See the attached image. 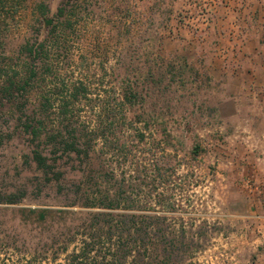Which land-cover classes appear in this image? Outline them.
Masks as SVG:
<instances>
[{"label": "rangeland", "instance_id": "374dc122", "mask_svg": "<svg viewBox=\"0 0 264 264\" xmlns=\"http://www.w3.org/2000/svg\"><path fill=\"white\" fill-rule=\"evenodd\" d=\"M0 1V264H264V23L250 37L242 19L264 0ZM37 42L31 95L80 150L43 134L47 168L3 88Z\"/></svg>", "mask_w": 264, "mask_h": 264}, {"label": "trees", "instance_id": "16d2710c", "mask_svg": "<svg viewBox=\"0 0 264 264\" xmlns=\"http://www.w3.org/2000/svg\"><path fill=\"white\" fill-rule=\"evenodd\" d=\"M2 1H0V10H3L4 7L1 4ZM46 23H51L52 18L45 19ZM24 50L26 53V56L28 57V61L25 63V69L24 73L21 74L19 79V84H16L14 79H9V83L3 87L4 90L8 91L10 96L13 98V101H16L17 98H20V105L18 106L20 109V112L23 114V116L26 117V120L23 124L24 130L29 134L31 144L33 145L31 148V155L32 159L35 163L39 166H43L45 168L49 167L47 166V156L43 153L41 149H39L38 145L35 143V141L40 140V138L43 136V134H46L48 141L52 146H56L58 144H64L66 146L68 152L73 154H78L80 150L76 147V140H69L68 138L64 137L60 132H58L57 129H53L51 127H48L45 125L44 121V114H47L48 110H51L53 108L55 99L51 97V95L43 94L39 95L38 93H34L31 95L32 92H35L36 89L33 88V84H35L36 80L39 79L38 75L40 73L39 71V59L40 58H46L47 57V51L46 49H43L42 43H30L26 44L24 46ZM45 50V51H44ZM46 52V53H45ZM44 56V57H43ZM46 56V57H45ZM51 66L47 65L46 69L47 71H50ZM13 88L14 92L16 90L17 96L13 95V91L11 89ZM71 94L68 97V99H65L62 102L63 113L66 111V107L72 105L74 106L78 100H80L79 93L82 91V89L77 86H73L71 90ZM50 92V91H49ZM33 99H32V97ZM65 110V111H64ZM70 130V129H67ZM58 140H61L59 142ZM32 215H36V218L40 220H44L47 218L48 214L50 213V210L47 209H40V210H34L30 209L29 211ZM57 212H64L62 209H60Z\"/></svg>", "mask_w": 264, "mask_h": 264}, {"label": "crops", "instance_id": "0c3cea01", "mask_svg": "<svg viewBox=\"0 0 264 264\" xmlns=\"http://www.w3.org/2000/svg\"><path fill=\"white\" fill-rule=\"evenodd\" d=\"M248 4H249L250 9L256 8V7H258L259 9L261 8L260 0H249L248 1ZM231 18H233V15L231 16ZM234 19H236V18H234ZM242 19L245 21V22H243V24L247 27L246 34L248 36L251 37V36H254V35H257V36L260 35V33L262 32V23H264V15L263 16L258 15L257 19H254V21H252L249 18V16H247L245 18L242 17ZM238 20H240V19L238 18ZM254 40L256 41V39H254ZM250 41L251 40L249 39V42L247 44V48L244 49V50H247V52L253 54V52L255 51V45L252 42H250ZM263 48H264V45L257 44V46H256V50L257 51L263 50V52H264V49ZM248 57H249V55L246 54L244 61H246V59ZM260 65L261 64H256L254 58L252 57V60H250V62L248 64L244 65L243 69L245 70L246 67L254 68L255 69V72H257V74H258V70L261 67ZM232 78H234L232 76V74L230 72H227L226 73V83H225V86H226V98L224 100V104L228 108V111H226V113H227V116H226L227 119H231L232 121H235V119L238 118L237 116H239V113L241 111V109H239V107H238V101H237V100H240L241 99V94L239 96L238 95L235 96V92L233 91V86L232 85L230 86V84H232V80H233ZM240 81H241V84L244 83V80H242L241 77H240ZM247 93L250 94L248 91H247ZM247 125H248V127H252L253 126L252 121L249 124H247ZM256 126L258 128V124Z\"/></svg>", "mask_w": 264, "mask_h": 264}]
</instances>
